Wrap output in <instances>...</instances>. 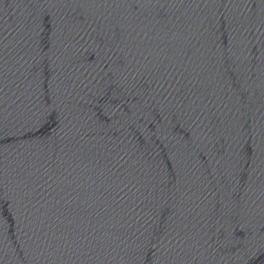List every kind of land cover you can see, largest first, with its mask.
Here are the masks:
<instances>
[{
    "label": "water",
    "instance_id": "1",
    "mask_svg": "<svg viewBox=\"0 0 264 264\" xmlns=\"http://www.w3.org/2000/svg\"><path fill=\"white\" fill-rule=\"evenodd\" d=\"M0 264H264V0H0Z\"/></svg>",
    "mask_w": 264,
    "mask_h": 264
}]
</instances>
